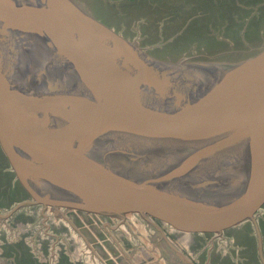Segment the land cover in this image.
Returning a JSON list of instances; mask_svg holds the SVG:
<instances>
[{
  "label": "water",
  "instance_id": "obj_1",
  "mask_svg": "<svg viewBox=\"0 0 264 264\" xmlns=\"http://www.w3.org/2000/svg\"><path fill=\"white\" fill-rule=\"evenodd\" d=\"M195 67L158 60L72 0H0L5 141L34 202L160 208L217 230L251 216L264 197V56ZM73 109L85 152L72 147L83 135L50 134ZM106 121L129 135H105Z\"/></svg>",
  "mask_w": 264,
  "mask_h": 264
},
{
  "label": "rangeland",
  "instance_id": "obj_2",
  "mask_svg": "<svg viewBox=\"0 0 264 264\" xmlns=\"http://www.w3.org/2000/svg\"><path fill=\"white\" fill-rule=\"evenodd\" d=\"M72 1L160 61L198 67L264 56V0ZM104 124L105 135H129ZM87 126L73 109L50 134L83 135L72 147L85 152ZM34 201L12 165L0 110V264H264V197L219 230L151 209L108 216Z\"/></svg>",
  "mask_w": 264,
  "mask_h": 264
},
{
  "label": "bare ground",
  "instance_id": "obj_3",
  "mask_svg": "<svg viewBox=\"0 0 264 264\" xmlns=\"http://www.w3.org/2000/svg\"><path fill=\"white\" fill-rule=\"evenodd\" d=\"M152 211H157L159 214H163L164 216H167L168 215V213L165 211V210H163V209H160V208H150ZM158 215V214H157ZM171 216V218L175 221V222H177V223H179V224H183L181 221H179L178 219H176L175 217H173L172 215H170ZM161 217V216H160ZM166 218V217H165Z\"/></svg>",
  "mask_w": 264,
  "mask_h": 264
}]
</instances>
